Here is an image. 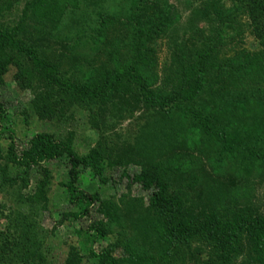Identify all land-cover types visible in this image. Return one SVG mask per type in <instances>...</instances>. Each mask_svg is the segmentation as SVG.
Returning a JSON list of instances; mask_svg holds the SVG:
<instances>
[{
    "label": "trees",
    "instance_id": "trees-1",
    "mask_svg": "<svg viewBox=\"0 0 264 264\" xmlns=\"http://www.w3.org/2000/svg\"><path fill=\"white\" fill-rule=\"evenodd\" d=\"M88 1L97 10L90 12L88 21H81L79 31L70 34L67 68H60V56L55 62L47 57L42 43L45 22L49 16L60 22L69 9L87 6L86 1L34 0V29L28 21L11 29L0 27V72L10 60L8 52L22 53L37 71L39 84L54 89L57 101L153 112L155 123L149 125L145 137L150 141L167 138L166 156L145 153L138 172L121 173L128 184L138 183L142 190H150L146 219L141 221L140 215L133 222L132 216L124 215L119 204L102 197L99 190L112 182L106 170L134 162L131 145L107 151L93 147L79 153L70 133L56 139L41 132L16 152L14 130L2 101L0 141L8 139V144L4 154L0 145V188L26 187L36 168L41 177L34 191L20 201L29 210L37 204L44 208L50 173L42 163L54 160L66 165L59 184L72 209L61 212L57 223L88 216L91 208L100 218L73 229L76 244L68 246L61 264H81L82 258L92 259L94 264H233L239 256L242 264H264V216L230 196V174L217 171L216 178H209L202 158L192 150H181L194 148L202 153L199 145L214 147L210 155L215 159L214 172L229 157L241 161L255 176L264 174V0H230L247 18L259 47L256 51L241 46L223 49L220 35L205 32L195 21L187 26V38L171 39L165 69L169 76L163 80L170 83L169 89L153 86L150 78L157 41L175 21L167 1ZM213 3L207 5L208 10L204 6L197 11L210 23L209 30L228 24L236 9H218ZM89 44L100 59H82L85 54L79 51ZM82 65L86 71L78 72ZM20 75V71L15 74L16 78ZM43 95L45 100L51 96ZM50 109L49 115L54 111ZM84 172L95 180L91 190L81 184ZM129 204L127 214L135 209L133 202ZM15 213L13 231L0 230V264H57L48 260L50 247L45 246V236L35 229L34 221L20 211ZM127 219L142 229L135 245H130L123 232L122 223Z\"/></svg>",
    "mask_w": 264,
    "mask_h": 264
},
{
    "label": "rangeland",
    "instance_id": "rangeland-1",
    "mask_svg": "<svg viewBox=\"0 0 264 264\" xmlns=\"http://www.w3.org/2000/svg\"><path fill=\"white\" fill-rule=\"evenodd\" d=\"M32 1L34 0H0V27L11 29L16 25H21L20 22L22 23V21H28L30 26L34 27L32 24L33 13L31 11L35 8L32 5ZM82 1L83 3L86 1L87 6L79 7V9H69L66 15L62 16L63 19L60 22L57 23V21H54L55 18L50 16L47 22H45L43 31L46 39H42L44 50L48 55L47 57L54 59V62L55 60L58 61L57 58L60 56L62 61L60 64L61 69L67 68L68 60L71 56L68 54L66 47L71 43V39L69 40L70 34L74 31H79V27L77 26L81 25V21H88L89 18H92L90 17V12L97 10V6L93 7V5L88 4L90 1ZM166 1L169 6L170 17L175 21H173V26L169 29L168 33L157 41L155 60L152 64V74L150 75L153 86L163 89L170 88L169 82L164 83L167 80L166 77L169 76V72L165 69L168 66L167 63L170 58V41L171 39L179 41L187 38L189 36L187 26L189 23H194V21L205 32L211 31V34L220 35V41L224 43L223 49H233L236 46H241L250 51H256L259 48L256 40L250 33L247 18L230 0ZM213 1H215L213 5L217 8L220 6L222 8L236 9H233L235 13L228 24L223 25L219 29L213 30V27L212 30H209L210 23L205 20L206 17L201 16V14L199 15L197 11H200L204 6L208 10L207 5L212 4ZM121 17L120 19H122ZM37 18H39V15H37ZM33 27L32 29H34ZM79 52L82 55L85 54V57L82 59H100V55H96V51L90 44L89 46L81 47ZM7 56L10 57V60L4 63L6 65L4 67L5 70L0 72V101L3 102L6 116L12 123L11 126L14 130L13 143L16 152L21 147L26 146L28 139L32 135L41 132L51 134L56 139H64L70 133L72 143L79 153H85L93 147L107 151L108 149H117L119 145H122L123 148L131 145L134 151H132L134 162H129L124 167L113 165L106 170L107 175L111 176L112 182L102 186L99 190L102 197L117 202L124 215L132 216L134 218L133 222L135 220L138 221L140 215H142L141 221H145L144 209L147 205L150 190H142L138 183L128 184L125 177L121 176V173L125 171L131 175L138 172L142 163L145 162V153L147 156H166L165 154L168 152L167 138L161 139L162 141L160 140V142L158 139L150 141L145 137L149 125L152 126L155 123L153 112L142 109H135L130 112L122 106L115 108L111 104H107L105 107H98V105H90L85 102H72L70 104L65 101H57V98H55L57 95L53 88L49 89L46 86L44 87L43 84H39L36 79L37 77H35V75L38 76L37 71L34 70V67L26 56L15 52H8ZM85 66H80L78 72L86 71L87 68ZM18 71L21 72V78H16L15 76ZM44 93H49L51 95L50 98L45 100ZM50 108L54 110L51 115L48 114L51 110ZM138 138L141 142H136ZM0 143L4 154L8 139H1ZM134 145L137 146V149ZM198 148L203 152L197 153L198 150L194 148H182L181 150L186 153L192 150L193 154H198L202 158V164L209 178H216L217 175L215 173L217 171L230 174L231 177L229 182H227L230 196L234 197L237 203L241 205L249 204L259 214L264 216V174L255 176L251 169L241 164V161L229 157L225 161L223 160L224 163L217 166L218 168L214 172V166L216 165L213 160L215 159L210 158V155L214 153V147L211 148L204 145L201 148L199 145ZM135 149L138 150V153ZM42 165L46 166L50 173L49 183L46 186V207L42 208L40 204H37L29 210L27 209V205L22 204L24 202L20 201L27 194L34 191L36 180L41 177L35 168L29 176L26 187L18 189V185H5L0 188V230L5 228L13 231V217L16 216V211H20L30 217L32 222L34 221L35 229L45 236V246L47 247L48 245L50 247L47 253L48 260L50 259L57 264H61L68 252V246L76 244L73 229L75 227H84L92 219L100 218V215L91 208L88 216L69 222L63 221L62 223H57L61 212L72 209L64 200L63 190L59 184L60 181L64 180L66 165L61 161L54 160L43 162ZM189 167L192 169L193 166L190 165ZM9 169L12 172L14 170L13 165H10ZM81 184L87 190H91L96 185L95 180L87 172L81 175ZM196 188L200 189L198 186ZM132 202L135 209L127 214L129 203ZM125 221L122 223L124 226L123 232L131 240L130 245H135L136 242L134 240L138 237L137 234L142 232V229H136L138 225L134 226V223L130 224L129 219ZM140 226L143 227L145 225L140 222ZM117 228L118 225H114L113 229L117 230ZM152 238H155L154 234H152ZM102 245H104V241ZM118 251L119 249L115 251V254ZM242 258L239 256L233 264H242L240 263ZM81 264H94V261L82 258Z\"/></svg>",
    "mask_w": 264,
    "mask_h": 264
}]
</instances>
